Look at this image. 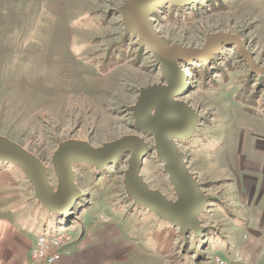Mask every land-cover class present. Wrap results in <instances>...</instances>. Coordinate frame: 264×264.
<instances>
[{"label":"rangeland","instance_id":"1","mask_svg":"<svg viewBox=\"0 0 264 264\" xmlns=\"http://www.w3.org/2000/svg\"><path fill=\"white\" fill-rule=\"evenodd\" d=\"M127 1L0 0V138L39 159L55 192L53 157L62 144L104 150L139 139L153 149L143 159L144 183L177 202L155 138L135 119L142 91L168 84L139 35L126 34L119 10ZM205 1L165 3L148 20L170 47L202 50L210 36L235 37L264 68V0ZM199 4L204 8L192 11ZM171 7L188 9L177 16ZM117 49L126 61L106 70ZM176 66L187 88L175 101L198 118L193 135L176 145L209 198L199 236L180 233L131 198L125 184L131 153L104 168L75 162L81 197L68 212L42 206L24 171L0 160V264H28L38 237L60 235L71 244L55 264H213L216 256L264 264V96L250 101L264 74L253 73L237 44L227 42L208 62L179 59ZM245 84L247 102L238 99Z\"/></svg>","mask_w":264,"mask_h":264},{"label":"water","instance_id":"2","mask_svg":"<svg viewBox=\"0 0 264 264\" xmlns=\"http://www.w3.org/2000/svg\"><path fill=\"white\" fill-rule=\"evenodd\" d=\"M199 0H129L119 10L125 24L126 34L139 35L138 43L146 46L153 54L155 62L161 65L163 78L168 87H154L142 91L135 119L137 127L144 134L155 138L157 157L165 163V172L169 174L175 188L178 201H168L159 192L149 190L140 176L143 159L153 149L139 139H125L109 145L104 150L93 149L79 143L62 144L53 157L59 180L55 192L49 184L48 175L42 162L16 144L0 138V160L11 162L20 167L36 192L37 200L50 211L68 212L81 197L76 188L73 164L84 161L98 168L116 163L124 154L131 153L129 169L126 173V189L132 199L141 206L149 208L161 219L170 222L180 233L187 235L194 230L195 236L202 232L198 217L203 212L209 198L202 196L198 184L186 168L184 155L177 148L176 141L190 138L196 130L198 118L184 104L175 99L186 90V76L176 66L179 59L187 63L193 60L208 62L218 53L224 42L237 44L239 52L250 62L252 72L264 74V68L258 69L243 49L240 41L230 35L210 36L202 50H188L170 47V43L153 29L148 18L157 8L166 4L192 5ZM155 112V115L152 113Z\"/></svg>","mask_w":264,"mask_h":264},{"label":"built area","instance_id":"3","mask_svg":"<svg viewBox=\"0 0 264 264\" xmlns=\"http://www.w3.org/2000/svg\"><path fill=\"white\" fill-rule=\"evenodd\" d=\"M71 242L65 236L38 237L31 251L28 264H55L60 260L61 252L70 247ZM213 264H230L223 257L213 258Z\"/></svg>","mask_w":264,"mask_h":264},{"label":"trees","instance_id":"4","mask_svg":"<svg viewBox=\"0 0 264 264\" xmlns=\"http://www.w3.org/2000/svg\"><path fill=\"white\" fill-rule=\"evenodd\" d=\"M206 3H211V0H206ZM192 9V11L194 12H200L202 10V8H204L203 5H196V6H191L190 7ZM171 10L172 12H175V14H177V16H181L184 14V11H187L188 8H176V7H171L168 8ZM197 14V13H196ZM120 51V52H118ZM119 55V56H118ZM125 50H121V49H117V50H111L110 54H108V58L105 61V69L109 70L113 67H116L122 63H124L126 61L125 59ZM215 61V60H214ZM212 64L214 65V67L217 69L218 72H224L223 68L221 66H219L220 64L217 63V61L212 62ZM201 66L204 67L203 64H201ZM206 68V67H204ZM227 75V74H226ZM253 77L249 78V82L253 81ZM205 85H208L207 83ZM245 87L247 89V93L245 95H242L241 97H239L238 99L247 102V95L248 93L251 91V85L250 84H245ZM258 96H264V77L260 78V80H258V83L256 84L255 87V92L253 93V96L251 97V102L253 103H257L256 99L258 98ZM264 107V105H263Z\"/></svg>","mask_w":264,"mask_h":264}]
</instances>
